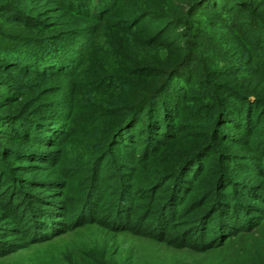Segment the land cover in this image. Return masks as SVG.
I'll return each mask as SVG.
<instances>
[{
    "label": "trees",
    "instance_id": "obj_1",
    "mask_svg": "<svg viewBox=\"0 0 264 264\" xmlns=\"http://www.w3.org/2000/svg\"><path fill=\"white\" fill-rule=\"evenodd\" d=\"M0 71L18 82L0 95V250L20 214L42 234L93 197L166 221L192 203L189 224L207 219L224 240L253 228L230 222L264 196V0H0ZM67 78V95L40 87ZM99 147L117 175L109 194L102 160L88 164Z\"/></svg>",
    "mask_w": 264,
    "mask_h": 264
},
{
    "label": "rangeland",
    "instance_id": "obj_2",
    "mask_svg": "<svg viewBox=\"0 0 264 264\" xmlns=\"http://www.w3.org/2000/svg\"><path fill=\"white\" fill-rule=\"evenodd\" d=\"M210 29L207 28V30ZM227 29L228 27H224L219 35L223 36ZM78 46L80 44H75L74 49ZM12 75L10 72L1 73L0 71V79L8 81L0 87V95H9L11 93L9 85L18 83ZM33 77L35 78V76ZM42 81L40 87L46 88L45 91L48 93L53 92V96L58 95V89L61 86H64L61 96H64L66 90L69 91L70 88L69 78L62 79L59 83L53 80L42 79ZM12 95L19 98V103L24 101L23 98H20L19 92L14 90ZM102 148L99 147L95 152H91V162L88 164L91 165L93 161L97 163L99 159L102 160L101 172L104 177L99 178L98 182L106 184L102 186L103 188L106 187V190L111 189L112 191L113 189L114 191L115 184L114 182L108 183V179H111L110 175H115V177L117 175L116 172L106 169L105 160L102 159ZM133 169L125 171L129 174H126L127 177L132 175ZM141 169L142 166H140L139 172ZM84 173L85 170L80 168L74 174L78 177L83 176ZM127 177L125 183L128 182ZM249 177L246 176L245 178L251 182ZM138 178L136 181L140 180ZM250 188L255 189L254 186H250ZM60 189L62 188H54L53 190L57 193ZM101 190V188L96 190V196H100ZM109 190L106 194H109ZM5 191L14 193L15 188L9 185ZM69 191H73V193L69 194ZM78 191V185L75 183V179H72L70 188L68 191L66 190L68 197L66 202L70 201L68 205H72L75 196H79ZM123 191L124 197L131 195L124 187V190L117 191V196H121ZM253 193L251 199H243L250 206L248 207L250 217L246 218L244 211H241L242 213L237 211L236 214L240 216L233 217V221L230 222L236 223L238 226L241 225V227L252 223L253 228H248L247 231L227 240L219 236H210L212 235L213 224L207 219L200 223L189 224L190 221H193L192 213L199 210L193 207L192 203H185L179 209L178 213L181 218L177 216L173 221H166L167 219L162 217L156 218V215H144V207L137 209L133 217L129 214L127 218L125 215L121 217L124 210L129 209L127 202H123V205H104L103 203L98 205L97 199L93 197L83 212H81V208L84 205L78 208H70L72 214L68 216V220L63 221L66 224L57 225L53 222L47 227L48 230L42 234L23 231L20 225V223L24 225L23 215L20 214V219L17 217L15 220L14 217L19 215V212L13 209L10 215L21 231L18 230L19 232L13 235L12 241L4 243V247L0 250V264H264V196L260 193ZM53 202V199H50L48 205ZM57 202L56 206L66 205L62 199ZM98 206H102L101 209H103L100 213H97ZM0 208L2 210L6 207L0 205ZM8 208L10 209V207ZM23 208L27 207L23 206ZM259 209H263L261 217L256 215ZM41 210L37 209V211ZM173 210L177 212L174 208H167L168 213ZM42 212L44 211L40 213ZM4 217L5 215L0 213V219ZM159 223L164 226L162 231L156 228ZM200 224L209 227L208 238H204L207 237L204 232L194 233V227ZM10 225L7 223L0 224V233L4 232L3 226L7 229ZM220 225L223 228L226 226L225 223ZM157 233L161 234L155 235Z\"/></svg>",
    "mask_w": 264,
    "mask_h": 264
}]
</instances>
